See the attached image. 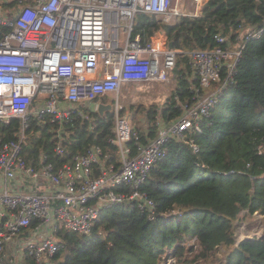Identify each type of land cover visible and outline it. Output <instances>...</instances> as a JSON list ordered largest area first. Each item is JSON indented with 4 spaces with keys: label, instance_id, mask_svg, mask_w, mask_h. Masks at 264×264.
<instances>
[{
    "label": "built area",
    "instance_id": "2783aa9c",
    "mask_svg": "<svg viewBox=\"0 0 264 264\" xmlns=\"http://www.w3.org/2000/svg\"><path fill=\"white\" fill-rule=\"evenodd\" d=\"M187 1L196 7L189 10ZM207 1L0 0L7 5L5 17L0 10V126L20 122L16 139L0 137V264H49L61 246L60 229L89 234L103 209L121 203L134 202L155 220L156 203L142 190L152 168L172 140L202 130V120L234 82L247 43L261 39L264 26L241 24L232 36L215 35L213 48L187 52L194 102L181 105L182 115L170 124L159 121L157 136L144 143L122 94L174 80L182 51L170 49L163 36H134L136 17L154 14L167 23L199 17ZM109 96L115 103L109 143L117 156L95 145L60 167L47 156L40 167L26 161L31 118L57 126L55 151L62 154L67 124L75 116L89 118L97 111V103L90 104ZM263 237L264 230L243 235ZM236 238L239 248L242 238Z\"/></svg>",
    "mask_w": 264,
    "mask_h": 264
},
{
    "label": "trees",
    "instance_id": "16d2710c",
    "mask_svg": "<svg viewBox=\"0 0 264 264\" xmlns=\"http://www.w3.org/2000/svg\"><path fill=\"white\" fill-rule=\"evenodd\" d=\"M241 24L264 26V0H208L201 16H180L175 23L154 14L137 15L134 36L146 41L162 30L173 48L182 51L174 70L177 87L167 101L171 103L131 108L142 142L157 136L159 121L170 124L182 115L181 105L194 102L187 52L213 48L215 35L232 36ZM19 126L18 119L1 125L0 137L16 139ZM201 126V131L168 144L166 157L154 165L142 187L156 203L155 220L131 201L105 208L89 234L60 229L56 238L61 246L49 264H264V237L244 239L234 247L241 213L264 215V34L247 43L234 82ZM57 130L31 118L23 149L29 164L40 167L47 156L60 167L95 145L117 156L118 148L109 143L112 114L75 116L62 133V154L55 151Z\"/></svg>",
    "mask_w": 264,
    "mask_h": 264
},
{
    "label": "crops",
    "instance_id": "0c3cea01",
    "mask_svg": "<svg viewBox=\"0 0 264 264\" xmlns=\"http://www.w3.org/2000/svg\"><path fill=\"white\" fill-rule=\"evenodd\" d=\"M187 3L191 4L190 1H187ZM189 10H191V9H189ZM202 13H203V11H202ZM158 18L161 20L160 17H158ZM176 21H174L172 23H175ZM154 35H156V36L159 35L161 37L163 36V38L168 40V36L164 33V31H163V33L158 31ZM172 81H170L169 83H166V84L141 85L138 88L136 87V88L132 89L128 95L125 93L122 94V100L124 102H126V101L130 102L131 101L132 103H128L130 108H137V107L141 108L142 106L147 107L146 105L143 104L145 102L142 100H151L150 103H163L164 104V101L166 99L167 94L170 95V98L172 101L176 87H177V80L175 79L176 86L173 85ZM171 101L168 102L167 104L171 103ZM135 103H137V104H135ZM167 104H165V105H167ZM141 125H143L146 128L147 124H146L145 118L141 119Z\"/></svg>",
    "mask_w": 264,
    "mask_h": 264
},
{
    "label": "rangeland",
    "instance_id": "374dc122",
    "mask_svg": "<svg viewBox=\"0 0 264 264\" xmlns=\"http://www.w3.org/2000/svg\"><path fill=\"white\" fill-rule=\"evenodd\" d=\"M186 7L189 9H194L196 6L193 4L186 3ZM6 9H7V5H5V4L0 5L1 15L3 17H5V13H6L5 10ZM175 79L172 82H173V85L176 86ZM142 101H144L145 103H143V104L147 106V107L142 106L144 108H150L154 105H158L161 107L166 106L165 104L163 105V103H150L151 100H142ZM124 103H127V106L129 107L128 103H132V102L126 101ZM135 104H137V103H135ZM134 125H135V122H134ZM263 230H264V218L263 217L257 216V215H248L247 212L241 213L240 218L237 221V236L239 239L238 241H241V238L243 241L244 240L243 235L246 236L248 234V232H252L254 235H256V233L262 232Z\"/></svg>",
    "mask_w": 264,
    "mask_h": 264
},
{
    "label": "water",
    "instance_id": "95a60500",
    "mask_svg": "<svg viewBox=\"0 0 264 264\" xmlns=\"http://www.w3.org/2000/svg\"><path fill=\"white\" fill-rule=\"evenodd\" d=\"M161 33H163V31L161 30L160 31ZM169 48L172 49L173 48V43L172 42H169ZM103 98H101L98 103H97V111L96 113H98L101 117H104L105 116V112L106 111H109L108 110V107H109V104L111 103H114V100L111 99L107 102H104L102 101Z\"/></svg>",
    "mask_w": 264,
    "mask_h": 264
},
{
    "label": "flooded vegetation",
    "instance_id": "af4514ba",
    "mask_svg": "<svg viewBox=\"0 0 264 264\" xmlns=\"http://www.w3.org/2000/svg\"><path fill=\"white\" fill-rule=\"evenodd\" d=\"M111 99L114 100V98H113L112 96H110V97H107V98H103L102 101L106 102V101H109V100H111ZM99 100H100V98H99L96 102L91 103L90 106H95V103H98ZM114 107H115V103H111V104H109V107H108V110H109V111H106V112H105V116H104V117H107V116H109L110 114H112L113 111H114ZM98 115H99V114H98ZM99 116H100V115H99ZM102 118H103V117H102Z\"/></svg>",
    "mask_w": 264,
    "mask_h": 264
},
{
    "label": "bare ground",
    "instance_id": "6f19581e",
    "mask_svg": "<svg viewBox=\"0 0 264 264\" xmlns=\"http://www.w3.org/2000/svg\"><path fill=\"white\" fill-rule=\"evenodd\" d=\"M169 98H170V95L167 94L166 99H165V101H164V104L167 103V101H168ZM164 104H163V105H164Z\"/></svg>",
    "mask_w": 264,
    "mask_h": 264
}]
</instances>
